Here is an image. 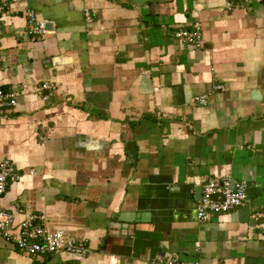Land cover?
Instances as JSON below:
<instances>
[{
    "label": "crops",
    "instance_id": "1",
    "mask_svg": "<svg viewBox=\"0 0 264 264\" xmlns=\"http://www.w3.org/2000/svg\"><path fill=\"white\" fill-rule=\"evenodd\" d=\"M228 3H12L0 15V89L17 105L0 120V162L21 177L2 208L83 241V264H264L253 218L264 212V2ZM29 10L45 22L41 37L27 34ZM195 28L198 49L174 37ZM42 82L54 87L47 101ZM209 178L245 182L246 202L197 220ZM68 262L0 238V264Z\"/></svg>",
    "mask_w": 264,
    "mask_h": 264
},
{
    "label": "built area",
    "instance_id": "2",
    "mask_svg": "<svg viewBox=\"0 0 264 264\" xmlns=\"http://www.w3.org/2000/svg\"><path fill=\"white\" fill-rule=\"evenodd\" d=\"M16 0H0V15L12 6ZM230 4L261 3L264 0H228ZM85 21L90 23L92 15L85 9L83 11ZM27 34L31 37H41L46 33L45 22L37 19L34 11L26 12ZM174 37L193 48H200L202 37L200 30L182 29L174 33ZM215 89H222L216 86ZM54 92V87L48 82H42L37 87V93L43 101H47ZM194 102L206 105V97H195ZM17 105L16 93L0 89V120L4 119ZM14 165L8 159L0 162V238L11 243L17 250L28 256H46L56 253H65L69 257L68 264H83L89 250L83 241L73 240L64 230H51L46 225V219L42 214L23 213L22 209L15 212L5 211L1 206V200L11 183L20 179ZM245 182H234L229 179H207L201 187V198L195 209L197 220L204 221L212 215H220L240 207L247 200ZM22 214L23 218L17 226V231L12 232L11 227L15 221V215ZM256 227L264 230V212H256L253 216ZM145 264H199L196 261H180L173 258H164L148 261Z\"/></svg>",
    "mask_w": 264,
    "mask_h": 264
},
{
    "label": "water",
    "instance_id": "3",
    "mask_svg": "<svg viewBox=\"0 0 264 264\" xmlns=\"http://www.w3.org/2000/svg\"><path fill=\"white\" fill-rule=\"evenodd\" d=\"M131 1H134L136 4H138V0H131ZM24 52H25V51L22 50L19 54H20V55H23ZM233 185H234V182H232V186H233ZM200 198H201V193H199V198H198V199L200 200Z\"/></svg>",
    "mask_w": 264,
    "mask_h": 264
}]
</instances>
